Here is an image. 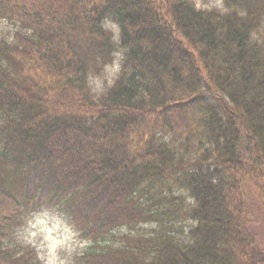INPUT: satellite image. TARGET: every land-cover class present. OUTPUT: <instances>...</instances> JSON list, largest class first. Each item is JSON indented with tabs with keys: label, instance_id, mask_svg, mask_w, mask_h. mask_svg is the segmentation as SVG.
Listing matches in <instances>:
<instances>
[{
	"label": "trees",
	"instance_id": "1",
	"mask_svg": "<svg viewBox=\"0 0 264 264\" xmlns=\"http://www.w3.org/2000/svg\"><path fill=\"white\" fill-rule=\"evenodd\" d=\"M221 1L0 0V264L39 212L81 264H264V0Z\"/></svg>",
	"mask_w": 264,
	"mask_h": 264
},
{
	"label": "rangeland",
	"instance_id": "2",
	"mask_svg": "<svg viewBox=\"0 0 264 264\" xmlns=\"http://www.w3.org/2000/svg\"><path fill=\"white\" fill-rule=\"evenodd\" d=\"M194 1L197 5L211 6L219 4L218 0H213L209 3L207 0ZM4 33L12 34L11 25L9 22L0 19V41L5 39ZM117 68H111L106 71L105 74L108 76L109 81ZM102 80L103 77H100L96 82ZM174 124L175 131H185L187 129V125L184 122L180 121V124ZM249 194L253 195V192L250 191ZM69 226L65 221L60 220V217L53 214L36 218L30 226L27 238L33 244L32 246L40 252L46 264H67L82 249L83 246L77 231ZM258 231L263 232L261 229H258Z\"/></svg>",
	"mask_w": 264,
	"mask_h": 264
}]
</instances>
